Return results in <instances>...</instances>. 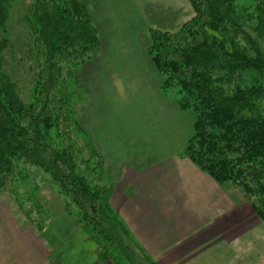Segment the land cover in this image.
<instances>
[{"label":"trees","instance_id":"1","mask_svg":"<svg viewBox=\"0 0 264 264\" xmlns=\"http://www.w3.org/2000/svg\"><path fill=\"white\" fill-rule=\"evenodd\" d=\"M189 1L191 20L175 32L149 29L147 49L163 92L195 115L194 134L181 154L218 184L242 189L264 222V0L248 7H239L237 0ZM10 6V0H0L4 32ZM29 21L43 62L28 105L5 70L7 39L0 36V176L14 174L22 161L42 170L101 253H116L117 264H135L137 255L149 262L114 216L101 184L103 162L96 169L89 166L101 158L98 151L91 147L94 157L83 169L71 131L57 130L55 102L67 88L62 85L72 80L78 86L76 70L101 50L91 11L80 0H34ZM59 102L69 111L67 99Z\"/></svg>","mask_w":264,"mask_h":264},{"label":"crops","instance_id":"2","mask_svg":"<svg viewBox=\"0 0 264 264\" xmlns=\"http://www.w3.org/2000/svg\"><path fill=\"white\" fill-rule=\"evenodd\" d=\"M80 1L97 25L101 53L76 70L85 93L76 114L107 167L109 204L148 257L142 263L264 264V222L245 195L237 201L181 157L195 115L163 92L147 54L149 29L177 31L180 19L194 16L189 0ZM95 60L123 66L106 69L104 96L88 90L102 82L87 85L79 74ZM102 98L112 107L98 106ZM7 216L0 201V264H113L78 221L52 232L49 221L40 241Z\"/></svg>","mask_w":264,"mask_h":264},{"label":"rangeland","instance_id":"3","mask_svg":"<svg viewBox=\"0 0 264 264\" xmlns=\"http://www.w3.org/2000/svg\"><path fill=\"white\" fill-rule=\"evenodd\" d=\"M33 2L34 0H10L11 6L9 10V19L6 25V30L4 32L3 29H0V36L5 37L6 35L7 39L4 50L5 70L12 77V79L17 82L19 97L27 105L33 101L34 93L32 92V89L37 80L38 72L41 71L40 64H42L43 62V57L40 55L38 48H36V46L34 45V34L31 30V26L29 25L30 6ZM237 4L239 5V7H248L254 5L255 1L237 0ZM188 7L192 11L193 7L190 4V1H188ZM184 14L182 13V15ZM189 18L190 17L186 19L188 20ZM181 20L183 19H180L178 21L179 26L181 25L179 29L182 27V25L189 21H182V23L184 22V24H180ZM99 55L100 54L98 53L97 57ZM94 59L92 58L91 60L93 61ZM91 60H89L87 63H89ZM82 67H84V65L80 68ZM122 67L123 66L118 65H111V67H108L99 64L98 61L95 60L86 68L81 70L79 74L81 73V79L82 81H85L87 85H89V81H96L95 84L102 82L101 85H89L88 90H93V94L99 93L104 96L108 91V82L106 81V77H104V75H108V73H106L107 70L109 68L118 69ZM75 79L78 81V86H76L75 81L67 80V82H64V84L62 85L67 88H62L61 93H58L59 98H57V101L55 102L58 106L57 130H59L60 128L64 131L66 128H68V130L71 131L69 135L75 142L77 149H79L83 154L81 161L82 167L83 169H85L86 163L92 157H94L92 148L94 147L99 154L100 152L91 142L89 136L86 133L82 134L77 130L76 124L79 123V120L76 113L79 109L80 104L82 103V100L85 99V93L84 88L81 87L80 81L77 78V73ZM60 98L67 99L70 102L71 108L69 109V111H66L65 107H63V104L65 103L59 102ZM98 106L112 107V105L106 104L104 98H102L101 101L98 102ZM60 107L62 108L60 109ZM69 113H71V117H69V126H67L64 122V118H66ZM64 138L67 141V137H61V139ZM181 157L188 159L182 154ZM101 159L102 158L98 160L96 157L95 160L91 161V164L89 166H91L93 169H96V167L99 168L101 166L100 163L103 162L105 167V175L101 179V184H103L106 180L107 167L103 159ZM4 177L6 179L5 183L3 185H1L0 183V201L5 210H7L9 218L11 219V221H17L21 228H23L24 230L33 232L40 241H42L43 232L45 231V228L48 225L49 221H54V223L50 222V232L53 231L54 227L65 226V223L63 221H68L70 225L72 224V222L78 221L76 219V214L71 210L69 212V209L66 207L67 201L59 193L58 187L52 184L49 176L42 170L32 166H28L22 161L20 162V164H18V167L16 168L14 174L7 176L1 175L0 180L4 179ZM224 185L226 189L232 192V196L235 199L237 198V201H241L242 196L245 195L242 189L235 187L231 182H227ZM245 200L251 204L247 196H245ZM113 212L114 216L118 217L116 211L113 210ZM5 220L8 221V218ZM70 242V240H67L66 245ZM125 244L127 246H131L127 239H125ZM131 247L133 250V245ZM102 254L108 261L113 264H117L116 253L111 252V254H106L105 252H102ZM137 257L135 258L134 263L143 264L139 259L140 256L137 255Z\"/></svg>","mask_w":264,"mask_h":264}]
</instances>
